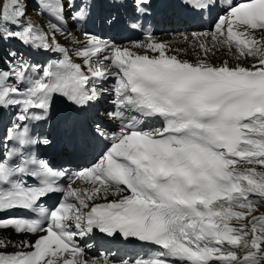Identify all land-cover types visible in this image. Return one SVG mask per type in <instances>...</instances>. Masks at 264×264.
Listing matches in <instances>:
<instances>
[{
	"label": "snow or ice",
	"instance_id": "snow-or-ice-1",
	"mask_svg": "<svg viewBox=\"0 0 264 264\" xmlns=\"http://www.w3.org/2000/svg\"><path fill=\"white\" fill-rule=\"evenodd\" d=\"M182 2L213 24L181 34L191 60L151 32L129 44L87 30L77 39L93 0H0V45L60 54L36 76L16 50L3 55L0 264H264V0ZM118 6L127 20L110 13L102 28L143 27L149 0ZM221 52L232 62L213 63ZM105 91L111 110L93 112ZM45 123L62 125L70 154L89 164L69 175L40 159L35 148L52 144L35 130ZM95 232L152 248L89 257L76 238Z\"/></svg>",
	"mask_w": 264,
	"mask_h": 264
},
{
	"label": "bare ground",
	"instance_id": "bare-ground-1",
	"mask_svg": "<svg viewBox=\"0 0 264 264\" xmlns=\"http://www.w3.org/2000/svg\"><path fill=\"white\" fill-rule=\"evenodd\" d=\"M32 8V7H31ZM33 9V8H32ZM32 9L29 8L28 10V17L34 21L37 25H39L41 28L46 30V24L48 23L49 18L47 17V13H44L43 17L41 15H39V17L35 14H31L30 11L32 12ZM93 12V9H92ZM176 23V22H175ZM177 24V23H176ZM180 31V30H179ZM179 31H175L173 32V36H169V35H160L159 37H155L157 40L160 41H172L173 42V47H177V48H185L188 51L189 54V58L187 59H193V55H192V49L188 48V45L184 43L183 38H182V33H186V32H179ZM73 34L77 35V39L79 40H83V36L78 34V27H76L75 29H73ZM57 39L59 40V42L65 46V47H80L81 45H73L68 43L67 41L64 40L63 37L59 36V34H57ZM17 41H10L8 43L5 44V52L11 48L13 49L15 47V43ZM13 43V44H12ZM18 43V42H17ZM19 45V49L21 48V50L23 51V54L25 56V60H27L29 62L30 65L35 66V69H30V75L36 76L39 74H42V69L43 67L47 66L48 64V60L52 59V56L55 55L57 52L55 51H48V52H44V51H30L26 48H24L22 45ZM224 59H228L230 62H232L231 57H229L227 55L226 52H221L218 53L216 56L212 57V62L213 63H220L222 60ZM0 67L4 66L7 63H2V60H0ZM79 62V61H77ZM37 69L39 71H37ZM15 109L12 110V113H15ZM61 125L57 124L56 125V131L60 130ZM61 153H63V150H61ZM53 156L50 157V160L52 161ZM83 165V162H81ZM85 166V165H84ZM260 212H264V206H261L259 209Z\"/></svg>",
	"mask_w": 264,
	"mask_h": 264
},
{
	"label": "rangeland",
	"instance_id": "rangeland-1",
	"mask_svg": "<svg viewBox=\"0 0 264 264\" xmlns=\"http://www.w3.org/2000/svg\"><path fill=\"white\" fill-rule=\"evenodd\" d=\"M33 8V7H32ZM31 7H30V9H32ZM34 9V8H33ZM37 12V10H32V12L30 11V13L32 14H34L35 15V13ZM37 16L39 17V15L37 14ZM13 44V43H12ZM0 56H1V51H0ZM1 62V61H0ZM3 60H2V63L1 64H3ZM4 63H6V62H4ZM94 254H92V256H93Z\"/></svg>",
	"mask_w": 264,
	"mask_h": 264
}]
</instances>
